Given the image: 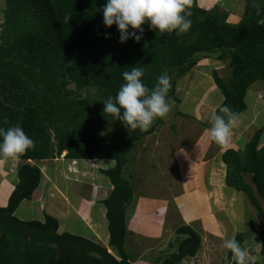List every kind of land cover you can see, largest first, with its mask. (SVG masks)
Masks as SVG:
<instances>
[{
	"label": "trees",
	"instance_id": "trees-1",
	"mask_svg": "<svg viewBox=\"0 0 264 264\" xmlns=\"http://www.w3.org/2000/svg\"><path fill=\"white\" fill-rule=\"evenodd\" d=\"M106 0H5L0 24V127L21 126L36 147L20 160L19 183L8 205L0 207V264H133L126 249L128 210L134 199L132 161L142 138L161 124L157 118L146 132L127 130L114 116L104 113L102 101L115 97L125 82L124 71L143 67V82L152 88L167 70L171 77L169 100L177 94L180 79L203 60L228 61L230 77L213 72L224 100L238 117L247 109L246 98L256 83L264 82V2L246 0L245 15L237 24L219 6L205 9L198 0L188 6L192 26L187 33L153 31L143 25L139 43L130 38L120 43L115 25L103 23ZM139 34V33H138ZM110 37V38H106ZM106 125L118 132L106 141ZM264 128L258 129L243 149H228L226 186L244 193L263 213L261 255L264 257ZM71 161H114L103 171L112 187L103 204L110 233L109 248L89 238L59 234V222L23 221L15 216L24 200H31L42 178L35 161L59 158ZM102 171V170H101ZM245 174H251L249 183ZM178 234L187 236L161 264H180L195 257L201 237L192 227ZM235 239L241 247L245 234ZM233 254L229 251L228 260ZM235 264V263H234ZM254 264H262L256 262Z\"/></svg>",
	"mask_w": 264,
	"mask_h": 264
},
{
	"label": "rangeland",
	"instance_id": "rangeland-1",
	"mask_svg": "<svg viewBox=\"0 0 264 264\" xmlns=\"http://www.w3.org/2000/svg\"><path fill=\"white\" fill-rule=\"evenodd\" d=\"M201 4L208 8L213 6L210 1L201 0ZM4 9L5 0H0V24L4 21ZM213 72H218L221 78L227 80L231 75L229 60L205 59L192 72L180 79L176 96L169 100L173 103L171 112L166 118L161 119V124L154 134L142 138L139 143L130 170L133 174L135 196L128 210L129 236L125 245L133 264L163 263L170 254L177 251L178 244L187 237L177 232L183 226H190L198 232L202 243L195 258H186L180 264H234L233 258L231 261L228 260L229 251L223 248V242L240 233L246 236L242 248L247 252V264L256 262L264 264V257L261 255V236L258 234L263 228V213L255 209L244 193L234 191L232 196L233 190L227 189L220 179L215 181V185H219L218 190L214 191L215 194L210 193L208 198L212 189L210 181L204 188L205 183L201 179L206 171L205 164L207 167L213 162L214 157L218 159L220 153L228 149H243L254 133L264 128V87L261 88L263 92L261 91L262 94L258 97L260 99L258 104L255 98L247 96V109L242 114L238 127L233 131L231 144L224 147L203 136L206 128L211 126V116L223 102L221 100H224L212 77ZM206 82L211 87L209 90L206 88ZM101 134L106 141H115L119 137V132L111 125L102 128ZM206 141L209 148L205 152L203 150ZM261 141L260 147H263L264 133ZM66 154L64 152L59 158L43 162L48 168V173L47 169L45 170L48 180L52 185L55 183L59 189H63L59 176H51L49 170L60 166L62 160H67ZM74 162L75 165L78 164V161ZM87 162H90V166H95L93 170L97 171L103 166H108L105 160ZM37 164L41 168L46 167L41 162ZM71 175L69 173L67 176L75 179V176ZM77 175L80 176V171ZM245 176L247 181L253 184V176L251 174ZM206 177L208 178L207 174ZM212 179L214 177L210 178ZM85 183L86 181L79 183L80 186H76V190L78 192L81 190L82 194L88 192L86 189L90 185ZM63 184L62 181V186ZM0 185L2 186L1 183ZM253 188L256 191L254 184ZM197 189L209 191L204 194V201H198L199 203L191 194ZM111 190L110 186L103 195L108 196ZM259 198L264 207V200L260 196ZM38 200L41 201L40 195L37 196ZM206 204L208 207L204 208ZM30 206L29 212L21 205L17 215L26 220H36L39 207L32 204ZM142 211L148 213L149 219L141 220ZM24 213H30L29 219L22 217ZM90 220L89 226L96 231L98 227H92V218ZM68 221L75 227L74 219L69 217ZM106 225L107 221L105 227ZM216 228L222 229V234H218ZM85 231H89L88 227L81 225L77 234L87 235Z\"/></svg>",
	"mask_w": 264,
	"mask_h": 264
},
{
	"label": "clouds",
	"instance_id": "clouds-1",
	"mask_svg": "<svg viewBox=\"0 0 264 264\" xmlns=\"http://www.w3.org/2000/svg\"><path fill=\"white\" fill-rule=\"evenodd\" d=\"M190 3L191 0H106L101 11L104 25L117 27L120 43H126L130 38L139 43L145 24L161 33H187L192 26ZM260 23L264 25V20ZM130 69L122 73L125 82L115 97L102 101L104 113L114 116L128 131L139 129L146 132L157 118H166L172 110L173 103L168 98L171 77L165 70L156 84L149 88L143 82L144 68L135 66ZM210 125L207 130L209 138L228 147L233 131L239 125V117L228 105H223L211 116ZM35 147V141L21 126L0 127V162H18ZM101 168L103 171L110 169ZM223 248L233 254L235 264H247V252L234 236L224 240Z\"/></svg>",
	"mask_w": 264,
	"mask_h": 264
},
{
	"label": "crops",
	"instance_id": "crops-1",
	"mask_svg": "<svg viewBox=\"0 0 264 264\" xmlns=\"http://www.w3.org/2000/svg\"><path fill=\"white\" fill-rule=\"evenodd\" d=\"M198 1H199L200 6L205 9H211L212 7L216 5L224 9L223 11H226L229 13V22L232 24L239 23L240 20L245 15L246 0H203V1H210V3H213V6L210 8L202 5L201 0H198ZM262 2H264V0H262ZM262 86L264 87V82L256 83L254 86L251 87L248 93V95L256 99L257 104H258V101L260 100L258 97L263 92V90H261ZM206 88H208V90L211 88L210 85H208V82H206ZM222 101L223 99L221 100V102ZM241 116L239 117V120L242 119ZM209 128H206V130H208ZM203 134H204L203 136H207V138H209L208 131H205ZM202 141L204 142L205 140L202 139ZM205 146L206 147L203 151L206 152V149L209 148L207 141L205 142ZM224 152L225 151L220 153V155L218 156V159L214 157L213 162H210L207 167L205 164L206 171L205 173H203L201 179L205 183L203 184L204 188L206 186V183L210 181L212 189L211 190L209 189L210 192L208 191L209 192L208 198L210 197V193H214V191L218 190L219 188L218 187L219 185L218 186L215 185L216 180L218 181L220 179L226 185V170H225L226 165L224 164L223 159H222ZM46 161H50V159L35 161L33 163L41 162L42 165H44L45 163L43 162H46ZM77 161H78V164L75 165L74 160L73 161L62 160L61 164H59L60 166L56 167L55 169H52V171L49 170L51 176H59L60 182H61L60 185H61V188L63 189H59V187L55 183H53L52 185L50 180H48L49 177L46 176V173H48V168L46 165H44L46 167H42V168L40 167L42 170V174H43L42 181L37 191L33 195L32 199L24 200L21 203V205L23 206V208H25L24 209L25 211H29V212L31 211V206H30L31 204L38 206L39 207L38 217L36 219L38 221L44 222L46 215L55 217L59 222V231H58L59 234L71 233L75 235H80L85 238H89L92 241L104 247L109 248L110 233H109V228H108V220L106 217L107 210H106L105 205L103 204L104 200L107 199L109 195L105 197L103 194H105L107 190L109 189V187L111 186L110 181L107 178V176L104 175V173H102L103 172L102 168H101L102 171L101 170L97 171V169L93 170L95 166L94 167L92 165L90 166V162H87L86 160L85 161L77 160ZM107 162H108L107 167L109 168L114 167V164H115L114 161L107 160ZM16 163L17 162H0V183L2 184V186L0 185V207H6L8 205L9 198L12 192L14 191L15 187L19 183V179H18L19 166L22 163H25V161L19 160L18 161L19 164H16ZM96 163H99V162H96ZM224 166L225 168H222ZM45 170H46V173H45ZM53 170L55 172H53ZM79 171H80V176L77 175ZM69 173L75 176V179L74 178L70 179L67 176ZM64 174L65 176H63ZM206 174L208 175V178L206 177ZM197 176L199 177L200 175H197ZM102 177L106 178L107 181ZM211 177H214V179L210 180ZM62 181L64 183L63 186H62ZM84 181H86V183L90 185L86 189L88 190V192H86L88 193V195L86 193L82 194L81 190L78 192L75 188L76 186H80L79 183L81 182L84 183ZM64 185L66 187H64ZM66 189L68 192L66 191ZM229 189H232V188H229ZM3 190L5 192V195H4V192H2ZM232 190L233 191L231 193L233 196L234 191L235 192L237 191L234 189ZM206 191L207 189L206 190L197 189V190L192 191L191 194L195 196L194 199L197 202L201 200L204 201V194L208 193ZM63 192L65 195L63 194ZM55 193L57 195H55ZM238 193H241V192H238ZM38 195H40L41 201L39 200L37 201ZM20 206L17 208V210L20 208ZM207 207H208L207 204L204 205V208H207ZM17 210L15 212V216L17 218L23 221H32V220H26V219L19 217L17 215ZM97 214L100 216L102 220L100 218L99 219L97 218L98 217ZM139 215L140 213H138V216ZM141 215H142L141 220L147 219V218L149 219L148 213L142 211ZM29 216H30V213L22 214V217L27 218V219H29L28 218ZM69 217L71 219H74L75 227L72 226V222L68 221ZM91 218L93 221L92 227H98L96 231L92 230V228L89 226V223L91 222L90 220ZM128 220H129V213H128L127 224H128ZM106 221H107V225L105 227ZM81 225L88 227L89 231H85L86 232L85 234L87 235L77 234V231L80 229ZM216 229H218L217 230L219 232L218 234H222V229L220 230L219 228H216ZM128 236L129 234H127L126 239L128 238ZM125 245H126V242H125ZM251 264H254V263H251Z\"/></svg>",
	"mask_w": 264,
	"mask_h": 264
}]
</instances>
